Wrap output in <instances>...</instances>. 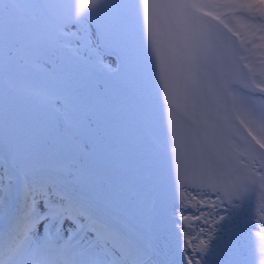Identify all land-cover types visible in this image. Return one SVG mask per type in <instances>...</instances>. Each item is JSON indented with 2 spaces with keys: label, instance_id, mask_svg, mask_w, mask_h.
<instances>
[{
  "label": "snow or ice",
  "instance_id": "obj_1",
  "mask_svg": "<svg viewBox=\"0 0 264 264\" xmlns=\"http://www.w3.org/2000/svg\"><path fill=\"white\" fill-rule=\"evenodd\" d=\"M215 7L264 12V0L223 5L198 0H0V264H157L159 249L145 232L163 237L169 223L177 233L187 232L181 219L205 216L207 192L197 193L199 208L186 211L178 201L170 217L166 183L175 199V185H183L189 171L207 179L210 171L223 173L234 165L218 146L215 125L193 120L182 134L169 124L165 174L153 133L159 85L152 54L160 59L165 89L180 91L193 111L206 115L227 43L200 14ZM101 50L117 56L125 69L116 86L139 130L134 173L140 200L128 206L119 190L105 195L92 191L76 163L77 157L103 158L113 135L102 104L84 84L86 74L103 64ZM260 92L264 99V87ZM251 116L262 138L249 135L264 149V107L253 108ZM256 145L245 141L236 149L252 161L259 157V190L264 191V152ZM46 148L66 151L73 162L48 168L41 162ZM256 183L249 181V203ZM153 198L158 204L134 216V209ZM215 198L224 206L219 192ZM242 208L231 204L217 213V234L203 248L193 245L189 252V245H182L184 264H208L217 253L225 215L231 218L233 210L238 215ZM260 255L264 258V247Z\"/></svg>",
  "mask_w": 264,
  "mask_h": 264
},
{
  "label": "rangeland",
  "instance_id": "obj_2",
  "mask_svg": "<svg viewBox=\"0 0 264 264\" xmlns=\"http://www.w3.org/2000/svg\"><path fill=\"white\" fill-rule=\"evenodd\" d=\"M87 1L88 0H84V2ZM201 1L202 0H198L200 3ZM203 1L205 4L207 3L210 5L240 4L246 2V0ZM206 12L231 28L232 32H225V29L221 26L220 28L223 31H219L227 40V58L230 61V67H232L229 69H231L232 75H235L236 73V77L238 78V82H233L230 88L232 95L231 100H233L232 104L242 121V125L239 127L243 129V126H246L252 135H255L257 139H261L259 123L253 119L251 111L253 108L260 109L264 107V99H261L260 92L261 88L264 87V65H262L264 64V20H253L247 17L253 15L256 17H264V12H250L248 9L244 8L236 9L223 7L209 8ZM206 21L211 22L213 20L207 19ZM210 24L214 26L212 22ZM215 29L216 28L214 27V33ZM145 39L148 40L146 24ZM101 55L103 57V64L97 63L95 67L86 74L84 77V84L92 92L94 99L102 104V115L108 116L107 126L113 128V135L109 144L106 145V155L103 158L77 157L76 163L77 166H80L85 170L89 187L92 191L100 195H105L113 190H119L122 202L125 206H128L129 204L140 200L135 182L134 168L131 171H126L124 169V166L128 165L125 152L128 150L131 142H137L138 137L136 136H138L139 130L133 119L130 105L124 101L121 90L116 86L123 78L125 69L117 64V56L108 54L103 50H101ZM152 56L153 64H155L156 77L160 79V59L156 57L154 53ZM169 59L174 68V61L171 59V56ZM220 70L221 72L219 71L217 77L223 79L225 76V73L221 75L222 70H224L223 66H220ZM161 81L164 86L163 80ZM167 91H171L170 93H172L176 99L185 102L183 94L180 91H177L176 93L173 92L171 88H169V90L167 89ZM153 103V133L156 139V148L160 156L161 165L166 174L167 162L165 160L164 141L165 133L169 124H174L177 133L182 134L194 119L189 116L186 110L180 109L179 106H173L174 103L171 100L166 99L164 95H159L157 99H154ZM175 105L178 104L176 103ZM119 121L122 126L121 128L119 127ZM218 125L219 124L215 125L214 132L219 130ZM229 125L231 126L232 124ZM127 134H134V138L130 140L127 139ZM229 134V136L225 135L226 137H229L227 144L224 143V136L216 137V139L225 159L232 161L234 167H226L223 173L210 171L207 174V179L202 178L198 173L189 171L183 181V185L180 183L175 185V199L172 198V185L166 183L165 188L168 195V215L170 217L172 216L174 205L178 201L183 202L186 211L199 208L201 201L197 204L196 200L195 204L193 206L191 205L192 196L200 197L197 193H209V195L204 197L212 199V203L208 202L209 207H207L205 211L211 212L213 215L214 213H217L216 210H214V207H212L213 201H220L214 196L217 192L223 197L225 202L224 206L229 204L226 207H229L230 203L243 204L244 208H242L238 214L240 222L243 224L242 228L237 229L238 231L235 230V228L231 226L230 219L226 217L225 220L221 222L223 223L224 231H226L228 239H233L232 243H235L236 241V246L233 243L235 248L233 247L232 250H229L230 252L224 253L223 250H225V248L223 244L221 242L217 243V253L215 256L208 258V264H264V258H262L259 253L261 250L260 248L264 247V237H262L264 236V191L259 190V182L261 179L258 171L260 168L259 157L257 156L256 160L252 161L248 153L236 149L238 143L242 144L245 141H249L250 138L247 139L245 135H242L241 133H233V135H231V133ZM250 142L253 145H256V142L252 140V138L250 139ZM256 148L258 152H264V150L259 149L257 145ZM108 150H112L113 152L117 151L119 153L117 156L114 154L109 155ZM2 160L3 157H0V161ZM41 162L48 168H59L71 164L73 161L66 151L46 148L42 155ZM112 162L115 163L114 167H111ZM253 179L257 182V191L255 195L251 197V202L249 203V196L246 190L249 187V181ZM154 203L158 204V201L155 198L144 202L142 208L134 209V216L139 215L141 211L147 213ZM225 208H221V212L219 213H225ZM233 213H236V211L234 210ZM176 215L178 216L179 214L176 213ZM189 216L191 217V221H188L186 224L183 223V219L180 220V223L185 225L187 232L177 233V230L171 225V223L168 224L167 231L163 234V237H160L151 231L145 232L146 238L150 239L156 248L159 249L156 257L157 264H184L182 245L188 244L189 247H191V244L193 243V245L196 246V249L199 250V242H202L203 247L204 245L209 244L200 239L195 240V238L190 242L187 239L190 235L187 233H191V230L203 220L205 221V219H207V223L209 224L212 216L208 218L206 215L205 218L201 217L199 220L194 219L191 215ZM261 226H263V229ZM253 229H256L257 231L260 230L261 236L258 237L255 232L253 233L250 231ZM242 235L246 237L245 240ZM178 236L179 244L181 246H178ZM256 248L258 249L256 250Z\"/></svg>",
  "mask_w": 264,
  "mask_h": 264
},
{
  "label": "bare ground",
  "instance_id": "obj_3",
  "mask_svg": "<svg viewBox=\"0 0 264 264\" xmlns=\"http://www.w3.org/2000/svg\"><path fill=\"white\" fill-rule=\"evenodd\" d=\"M88 2V1H87ZM204 21H206L207 19L203 18ZM208 22L209 24L211 22L209 21H206ZM223 30L217 26L216 29H215V33H219L221 34V32ZM214 33V34H215ZM224 34V33H223ZM224 36V35H223ZM225 37V36H224ZM227 45H222L223 47V63L221 66H223L224 70H222V74L223 75L224 73L226 74V71H229V68H232L230 67V61L229 59L226 60V49H227ZM166 47V45H165ZM153 55V54H152ZM155 61V60H154ZM228 63V64H227ZM155 65V64H154ZM157 66V65H156ZM221 72V70H220ZM225 77V76H224ZM157 79V83L159 85V95L162 96L164 95V97L168 100H171L174 104H178L179 108L182 109V110H186L187 113L189 114V116L191 118H193L194 120L196 121H200V122H203L204 124H208V123H213L214 125L216 124H219V130H217L216 132H219L220 133V137H223L224 139V143L227 144L228 143V139L229 137H226V136H229L231 133V135H233V133H238V134H242V135H245V137L247 139H251L252 137L248 134V132H246L244 129L240 128L239 126V123L237 122V119H236V116L232 110V107H231V98H230V95H229V92H228V88H227V85H224V78L223 79H219L218 77L216 78L215 80V83L214 85L212 86V93H211V106L210 108L207 110L206 112V115H201L199 112H196V111H193L188 105L186 102L182 101V100H178V99H175V101L172 100V97H173V94L170 93L169 91H167L165 89V87L162 85V81L156 77ZM231 82H238V78L236 77V73L235 75L231 73V79H230ZM165 90V91H164ZM169 90V89H168ZM173 91V90H172ZM177 93V91H176ZM178 97V96H177ZM179 101V102H177ZM191 113V114H190ZM210 117V118H208ZM229 124H232L231 126ZM226 135V136H225ZM249 139V141H250ZM261 193V192H259ZM263 194V193H262ZM244 195V194H243ZM261 195V194H260ZM200 196V195H199ZM215 196V195H214ZM213 196V197H214ZM259 196V194H258ZM230 198V197H229ZM196 200H197V204H199V202L201 201V197H198L196 196ZM214 200V199H213ZM219 200V199H218ZM203 201H207L209 203H212V199H210L209 197H204L203 198ZM217 200H214L213 201V205H215L214 207V210H216V212H221V208H225L226 206H228L229 204H227L226 206H222L221 205V201H217ZM242 203V202H241ZM231 205V203H230ZM262 206V205H261ZM230 207V206H229ZM244 208V207H243ZM226 209V208H225ZM213 211V210H212ZM225 211V210H224ZM208 211H205V216L207 215ZM234 210L232 211V216L231 218H229L227 215H225L226 218H229L230 219V223H231V226L235 228V230L239 229V228H242L243 224L240 222V218H239V215H237V213H233ZM217 213H214V215H212V217L210 218V222L209 224L208 223H205V221L203 220L201 223H199L198 225H196L191 231V233H193L194 235H191L189 236L187 239L192 242L195 238L196 239H200L201 241H204V242H208L209 243V236H212L214 234H217L214 232L215 228L218 226L215 222L219 220V216L217 215ZM224 213V212H223ZM245 213V212H244ZM205 216H202L203 218H205ZM207 217V216H206ZM211 225V228L209 227ZM201 226L204 228V231L201 232L200 231V228ZM262 229H263V226H261ZM244 229V228H243ZM264 230V229H263ZM262 230V231H263ZM238 231V230H237ZM244 231V230H243ZM252 231L253 233L255 232L257 234L258 237L261 236V232L260 230L257 231L256 229H253V230H250ZM241 232V231H240ZM246 232V231H245ZM264 232V231H263ZM252 233V235H253ZM218 235H220L221 237V240L218 242V243H222L225 250L224 253H228L230 252L229 250L234 247L233 243H232V240L233 239H228L227 235H226V231H223V232H220L218 233ZM226 237H225V236ZM237 235V234H236ZM264 235V234H263ZM229 236V235H228ZM238 236V235H237ZM243 236V235H242ZM233 237V236H232ZM244 237V240L246 239L245 236ZM248 237V236H247ZM264 237V236H262ZM234 238H237V237H234ZM239 238V237H238ZM256 239V238H255ZM259 240V239H258ZM257 240V241H258ZM256 241V240H255ZM238 242V241H237ZM189 243V242H188ZM258 243V242H257ZM192 245L193 243L191 244V247H189V251L191 252V250L193 251V248H192ZM236 246V245H235ZM238 246V245H237ZM235 248V247H234ZM258 248H256L257 250ZM261 249V248H260ZM255 250V251H256ZM260 253V251H259ZM250 256V254H249ZM250 258V257H249ZM252 260V259H251ZM252 263V262H250ZM261 263V262H260ZM249 264V263H248Z\"/></svg>",
  "mask_w": 264,
  "mask_h": 264
},
{
  "label": "water",
  "instance_id": "obj_4",
  "mask_svg": "<svg viewBox=\"0 0 264 264\" xmlns=\"http://www.w3.org/2000/svg\"><path fill=\"white\" fill-rule=\"evenodd\" d=\"M205 11L204 10H201V16L202 17H204L205 19H210V20H213V24H214V27L216 28L217 26H219V27H223L224 29H225V32H227V31H229V28H227V27H225L224 25H222V23L220 22V20L219 19H217V18H214L212 15H207V16H204L203 15V13H204ZM213 18V19H212ZM215 20V21H214ZM226 54H227V56H226V58L228 57V47H227V51H226ZM226 60H228V58L226 59ZM231 69H229V71H226V74H225V77H224V85H227V88H228V92H229V95H230V97H232L231 96V92H230V88H231V85H232V83L233 82H231L230 81V79H231ZM231 107H232V110H233V112H234V114H235V116H236V119H237V122L239 123V125H242V121H241V119L237 116V114H236V112H235V109H234V107H233V104H231ZM243 128L245 129V127L243 126ZM246 130V129H245ZM195 202H196V197L195 196H192L191 197V205L193 206L194 204H195ZM203 204H205V205H209V203L208 202H206V201H203ZM200 206H201V204H200ZM183 221V223H187L188 221H191V217L190 216H188V218L187 219H183L182 220ZM203 247V244H202V242H199V246H198V248L200 249V248H202Z\"/></svg>",
  "mask_w": 264,
  "mask_h": 264
},
{
  "label": "trees",
  "instance_id": "obj_5",
  "mask_svg": "<svg viewBox=\"0 0 264 264\" xmlns=\"http://www.w3.org/2000/svg\"><path fill=\"white\" fill-rule=\"evenodd\" d=\"M201 3H205V2L202 0ZM208 9L209 8H205L204 10H208ZM262 65H264V64H262ZM136 137H138V136H136ZM126 138L129 139V140L133 139L134 138V134H127ZM135 146H136V143L131 142L130 146L128 147V150L125 152V156H126V159L128 161V165L124 166V169L126 171H131L134 168V149H135ZM108 151H109L108 152L109 155H113L114 154V155L117 156V154L119 153L117 151L113 152L112 150H108ZM114 166H115V163L112 162L111 167H114Z\"/></svg>",
  "mask_w": 264,
  "mask_h": 264
}]
</instances>
